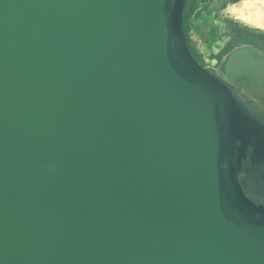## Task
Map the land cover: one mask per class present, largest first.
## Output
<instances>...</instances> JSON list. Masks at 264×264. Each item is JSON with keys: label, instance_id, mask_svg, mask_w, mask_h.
I'll list each match as a JSON object with an SVG mask.
<instances>
[{"label": "water", "instance_id": "1", "mask_svg": "<svg viewBox=\"0 0 264 264\" xmlns=\"http://www.w3.org/2000/svg\"><path fill=\"white\" fill-rule=\"evenodd\" d=\"M198 1L0 0V264H264V50Z\"/></svg>", "mask_w": 264, "mask_h": 264}, {"label": "rangeland", "instance_id": "2", "mask_svg": "<svg viewBox=\"0 0 264 264\" xmlns=\"http://www.w3.org/2000/svg\"><path fill=\"white\" fill-rule=\"evenodd\" d=\"M195 6L191 14V22L198 17L201 11H210L211 13H215L216 20L231 22L236 19V21H241L243 25L252 26L247 29H245V25L241 27L240 30L242 31L238 34L242 38L232 37L220 50H217L216 46L218 43L224 42L225 35H227L226 32L221 33L218 39L214 41L211 38H206L204 35L201 37L199 33H195L194 35L197 38L195 43L199 45V50L203 54L194 49V44L188 38L187 43L190 49L193 50V54L203 66H208L209 69L216 67L222 56L236 45L248 43L264 50V0H199ZM229 10L232 11V14L227 12ZM255 27L260 28L254 29ZM223 77L221 76L222 79H224ZM241 92L264 110L263 99L255 97L248 91L243 90Z\"/></svg>", "mask_w": 264, "mask_h": 264}, {"label": "crops", "instance_id": "3", "mask_svg": "<svg viewBox=\"0 0 264 264\" xmlns=\"http://www.w3.org/2000/svg\"><path fill=\"white\" fill-rule=\"evenodd\" d=\"M235 21L236 19H234L231 22L216 20L214 12L211 13L210 11H201L198 17L193 19L190 25V28L188 30V34H189L188 38L190 42L194 44L193 45L194 49L197 50L199 53H201L202 51L199 50V45L195 43V40L197 39L194 35L195 33L197 34L199 33L201 37L204 35L206 38H211L214 41L218 39L221 33L226 32L227 35H225L226 38L224 42L218 43L216 46L217 50H220L221 48H223V45L232 37L242 38L239 37L241 35L238 34L242 30H240V28H237L233 24V22ZM236 23L241 24V21H236ZM259 28L260 27H258V29ZM208 41L210 40L208 39Z\"/></svg>", "mask_w": 264, "mask_h": 264}, {"label": "bare ground", "instance_id": "4", "mask_svg": "<svg viewBox=\"0 0 264 264\" xmlns=\"http://www.w3.org/2000/svg\"><path fill=\"white\" fill-rule=\"evenodd\" d=\"M229 14H232V11L229 10L227 11ZM257 28V27H256ZM258 29V28H257ZM226 54V53H225ZM224 54V55H225ZM223 55V56H224ZM218 77L221 78V76H224V72H223V67L221 66H216L214 68H210ZM251 93V92H249ZM252 94V93H251ZM239 95L241 96V98L243 99V101H245L248 105H250L251 107L258 109V110H262L252 99H250L247 95H244L242 92L239 93ZM254 95V94H252ZM255 96V95H254ZM264 111V110H263Z\"/></svg>", "mask_w": 264, "mask_h": 264}, {"label": "trees", "instance_id": "5", "mask_svg": "<svg viewBox=\"0 0 264 264\" xmlns=\"http://www.w3.org/2000/svg\"><path fill=\"white\" fill-rule=\"evenodd\" d=\"M196 6L192 7L191 9L188 10L186 16H185V19H184V30H185V36H186V40L188 42V30L190 28V25H191V14L193 12V10L195 9ZM191 51L193 52V50L191 49ZM229 51V50H228Z\"/></svg>", "mask_w": 264, "mask_h": 264}, {"label": "flooded vegetation", "instance_id": "6", "mask_svg": "<svg viewBox=\"0 0 264 264\" xmlns=\"http://www.w3.org/2000/svg\"><path fill=\"white\" fill-rule=\"evenodd\" d=\"M233 24L237 27V28H241V27H244V25H245V29H247L248 27H251V26H249V25H246V24H244L243 25V23H236V21L235 22H233ZM258 28V27H257ZM256 27L254 28V29H257Z\"/></svg>", "mask_w": 264, "mask_h": 264}, {"label": "built area", "instance_id": "7", "mask_svg": "<svg viewBox=\"0 0 264 264\" xmlns=\"http://www.w3.org/2000/svg\"><path fill=\"white\" fill-rule=\"evenodd\" d=\"M224 79H226L225 77H223Z\"/></svg>", "mask_w": 264, "mask_h": 264}]
</instances>
